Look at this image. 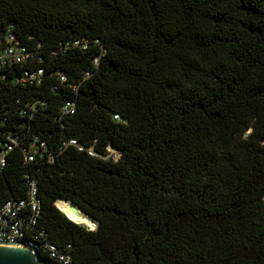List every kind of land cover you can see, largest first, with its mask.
I'll list each match as a JSON object with an SVG mask.
<instances>
[{
	"label": "trees",
	"instance_id": "1",
	"mask_svg": "<svg viewBox=\"0 0 264 264\" xmlns=\"http://www.w3.org/2000/svg\"><path fill=\"white\" fill-rule=\"evenodd\" d=\"M7 33L0 205L33 181L72 264H264V0H0Z\"/></svg>",
	"mask_w": 264,
	"mask_h": 264
},
{
	"label": "built area",
	"instance_id": "2",
	"mask_svg": "<svg viewBox=\"0 0 264 264\" xmlns=\"http://www.w3.org/2000/svg\"><path fill=\"white\" fill-rule=\"evenodd\" d=\"M27 57V52L24 47L17 45L14 35L7 33L3 45L0 46V69L7 68L11 63H22ZM40 73L39 68L26 70L23 80L38 78ZM64 109H67V106H64ZM70 143L75 144V141L70 140ZM11 147L12 145L7 146L8 149ZM5 152L6 149L0 148L1 164L4 161ZM89 153L95 155L92 150H89ZM27 158L32 159V155H28ZM40 210L41 204L33 181L29 182L23 198L3 202L0 205V246L28 247L36 253L42 251L48 259L58 264H72L70 254L49 242L44 237L43 230L35 227Z\"/></svg>",
	"mask_w": 264,
	"mask_h": 264
},
{
	"label": "water",
	"instance_id": "3",
	"mask_svg": "<svg viewBox=\"0 0 264 264\" xmlns=\"http://www.w3.org/2000/svg\"><path fill=\"white\" fill-rule=\"evenodd\" d=\"M62 200L68 201L73 211L81 212L84 215V217H87V215L73 201L68 199H62ZM65 215L68 218H70L67 214ZM70 219L73 220L72 218ZM0 264H55V263L46 257L39 256L38 253H36L35 251H33L31 248L28 247L0 246Z\"/></svg>",
	"mask_w": 264,
	"mask_h": 264
},
{
	"label": "bare ground",
	"instance_id": "4",
	"mask_svg": "<svg viewBox=\"0 0 264 264\" xmlns=\"http://www.w3.org/2000/svg\"><path fill=\"white\" fill-rule=\"evenodd\" d=\"M59 203H61V202H59ZM59 203H58V206H59V208H61ZM65 204H69V203H65ZM61 210L65 214H67L70 218H72L73 220H75L77 222L88 223V224L90 223V220L87 219L86 217H84V215L81 212L73 211L71 205H65V206H63V209L61 208Z\"/></svg>",
	"mask_w": 264,
	"mask_h": 264
},
{
	"label": "rangeland",
	"instance_id": "5",
	"mask_svg": "<svg viewBox=\"0 0 264 264\" xmlns=\"http://www.w3.org/2000/svg\"><path fill=\"white\" fill-rule=\"evenodd\" d=\"M87 224V225H86ZM86 224H84V225H86L88 228H90V229H92L91 228V224H93L91 221H90V223L88 224V223H86Z\"/></svg>",
	"mask_w": 264,
	"mask_h": 264
},
{
	"label": "clouds",
	"instance_id": "6",
	"mask_svg": "<svg viewBox=\"0 0 264 264\" xmlns=\"http://www.w3.org/2000/svg\"><path fill=\"white\" fill-rule=\"evenodd\" d=\"M96 227H97V225H95V224H91V228H92V230H95Z\"/></svg>",
	"mask_w": 264,
	"mask_h": 264
}]
</instances>
